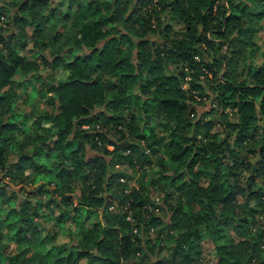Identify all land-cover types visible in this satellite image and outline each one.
Masks as SVG:
<instances>
[{"label": "trees", "instance_id": "1", "mask_svg": "<svg viewBox=\"0 0 264 264\" xmlns=\"http://www.w3.org/2000/svg\"><path fill=\"white\" fill-rule=\"evenodd\" d=\"M0 20V264H208L205 240L264 264V0H0Z\"/></svg>", "mask_w": 264, "mask_h": 264}, {"label": "rangeland", "instance_id": "2", "mask_svg": "<svg viewBox=\"0 0 264 264\" xmlns=\"http://www.w3.org/2000/svg\"><path fill=\"white\" fill-rule=\"evenodd\" d=\"M2 20V19H1ZM0 20V22H1ZM172 26L174 27V29H179L180 25L179 24H176L174 22H172ZM257 41L258 43L260 44L262 50H264V35L260 32L257 36ZM32 52V44L29 43L25 46L24 49L22 50H19V53L22 55V56H25L27 57L28 59H32L33 57H35L34 54L31 53ZM58 76H66V72L64 73L63 72H60L58 71V74L55 73V77L57 78ZM35 88L34 86H29V100H27L26 103H22L21 102V105L22 106L21 108L24 109V111H29L30 107H31V104L35 105L37 107L38 110H42L43 108H45L44 104H43V101H42V98L40 96L38 92V87H40L38 84H35ZM31 88H34L33 89V92L31 91ZM209 106H210V100H206L205 104H200L198 108H196V116L198 117L199 115L203 114L204 111L208 110L209 109ZM136 113H140L138 110H136ZM215 117H218V115H215ZM140 120V119H138ZM141 122V121H140ZM221 137L224 136V132L221 133L220 135ZM109 148H112V147H109ZM155 158V157H154ZM153 157H151V159L154 160ZM148 167V166H147ZM150 169H151V173L157 177V166L154 165V164H151L150 166ZM116 169H123L124 171H126L128 174H129V178L127 180L128 184L130 186H136L137 185V180H138V177H139V172L136 170L137 169V166L135 167H132L131 165L129 164H119L118 166L116 165L115 166ZM5 181H8V180H5ZM14 189V190H17L18 189V186H14L13 184H9V189ZM149 196L151 198V200L155 203V206L157 207L155 209V213L157 216H161L165 221H168L169 220V216L171 214V211H169L163 201V195L162 193L156 191L155 189H151L150 193H149ZM169 201L171 203H173L171 201V199H169ZM94 218H99L100 217V214L97 213V215L95 214V216H93ZM45 226H47L48 224L45 223L44 224ZM49 226V225H48ZM156 228L157 227H153V230H150L149 232L147 233H144V237L145 238H150V239H155L156 237ZM41 234H45V230H42ZM163 234H166V232L164 231L162 233ZM232 236V235H231ZM3 238V242L2 244L0 245V248L1 246L3 245H6L3 249H4V252L6 254H14L15 253V244H9V242L7 241L6 237H2ZM165 239V238H164ZM206 239V238H205ZM231 239L229 236L227 238V240ZM68 238L67 236L63 235V234H60L57 238H56V241L57 242H63V241H67ZM203 244V252H202V258H203V262L204 263H208V264H216V256L214 254V249H213V246L212 244L208 241V240H205L202 242ZM144 246L146 248H149L150 245L144 243ZM165 251L163 250L161 252V255H164ZM160 254H151V259L155 260L157 258H161ZM79 264H86V260L85 259H81Z\"/></svg>", "mask_w": 264, "mask_h": 264}, {"label": "built area", "instance_id": "3", "mask_svg": "<svg viewBox=\"0 0 264 264\" xmlns=\"http://www.w3.org/2000/svg\"><path fill=\"white\" fill-rule=\"evenodd\" d=\"M121 180H123V179H121Z\"/></svg>", "mask_w": 264, "mask_h": 264}]
</instances>
